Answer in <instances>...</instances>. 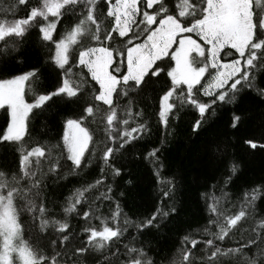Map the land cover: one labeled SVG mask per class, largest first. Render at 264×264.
I'll return each instance as SVG.
<instances>
[{
  "label": "snow or ice",
  "instance_id": "6c2138e0",
  "mask_svg": "<svg viewBox=\"0 0 264 264\" xmlns=\"http://www.w3.org/2000/svg\"><path fill=\"white\" fill-rule=\"evenodd\" d=\"M3 3L0 110L5 122L0 125V150L11 152L13 160L0 162V264H162L168 257L159 255L145 230L179 215L177 177L167 181L168 190L162 193L173 203L162 200L139 222L125 218L123 225L101 231L87 223L91 209L126 196L117 192L122 171L113 162L126 145L152 135L154 115L167 136L172 118L181 112L197 114L191 130L198 134L206 116L219 106L250 97L264 108V0ZM33 30L38 47L54 61L57 81L51 91L39 87L44 65H26L28 70L18 69V74L9 68L12 61L25 63L13 53H20L19 45ZM63 31L67 40L59 38ZM57 101L66 109L56 113L62 135L58 131L33 146V122L41 121L47 135L44 114ZM241 122V115H233L232 127ZM245 143L258 147L251 140ZM159 151L148 153L157 176ZM202 159L198 186L207 188L215 181L223 203L214 198L206 205L209 215L200 238L185 235L174 264H264V209L257 204L264 201V175L252 185H241L242 195L232 200L225 188L242 174L237 158L210 141ZM93 162L101 178L76 188L74 198L60 202L48 190L50 180L55 185L79 175ZM85 205L89 211H81ZM73 215L86 226L74 227Z\"/></svg>",
  "mask_w": 264,
  "mask_h": 264
},
{
  "label": "trees",
  "instance_id": "16d2710c",
  "mask_svg": "<svg viewBox=\"0 0 264 264\" xmlns=\"http://www.w3.org/2000/svg\"><path fill=\"white\" fill-rule=\"evenodd\" d=\"M4 7L3 0H0V11ZM23 16L24 12L21 10L19 17ZM67 36L68 32L63 31L59 38L65 39ZM78 39L79 37H77ZM0 46H2V42H0ZM19 47L20 53H13V55L17 56V60H24L25 63L12 61L9 68L13 73L18 74V69L28 70L26 65H44V75L41 77L39 87L41 90L45 88L48 91L53 90L57 81L56 71L53 70L54 61L49 60V57L38 47L35 30ZM72 47L73 45L69 51L72 50ZM54 54L53 46L51 55L54 56ZM49 64L52 67H49ZM26 100L31 102L30 95L26 96ZM147 102L151 104V101ZM50 103L51 107L44 114L49 124V131L47 135H44L40 127L41 121L33 122V140L29 141L33 146H35V140L46 143L49 137L57 136L58 131L62 135L61 121L57 118L56 113L66 111V109L58 101ZM148 111L154 113L156 109L149 108ZM233 115L242 117V122L235 128L232 127ZM196 116L197 114L191 111L179 113L178 119L172 118L169 126L171 134L167 136L162 134L164 125H158L155 115L153 116L152 135L144 140L126 145V151L118 154L113 162L122 171V178L116 180V183L121 185L117 192L124 191L126 196L119 200L114 199L111 205L108 201L98 202V207L93 206L91 209L88 225L102 231L104 227L123 225L125 218L133 222L145 219L154 211V206L162 200L165 204L171 205L173 201L163 198L162 193L168 190L167 181L175 176L180 180L175 202L177 207H181L182 210L179 215L165 220L158 229L145 230L150 232L152 244L159 248V255L168 257L167 260L162 261V264H174L178 258L179 242L183 237L191 233L194 238H200L197 234L206 226V218L209 215L206 205L212 204L214 198L223 203L219 187L213 188L215 181H209L207 188L198 186L203 182L202 158L204 157V146L208 142H218V147L221 150H227L233 154L240 163L242 174L238 173V178H234V185L229 184L225 188L230 199L235 200L242 195L241 185H252L258 177L264 175V149L259 147L260 144H264V108L261 105L250 97H246L236 105L219 106L214 115L211 114V111L209 112L206 116L207 123L203 129L198 131V134H194L191 130ZM4 122L5 113L0 110V125H3ZM247 140L255 142L258 147L251 148L245 143ZM153 149H160L158 156L162 166L159 176L155 173L152 158L148 156V153ZM12 160L11 152L0 150V162ZM98 178H101L99 168L93 162L79 175H68L66 179L59 180L55 185L50 180L48 190H54L58 201L64 202L65 198L75 197L76 188L89 183L94 184ZM126 181H131V183L126 184ZM205 197H207L206 200ZM117 203L119 211L116 210ZM257 204L260 209H264V201H258ZM81 211H89L87 205ZM113 216L116 218L114 219ZM70 222L77 229L86 226L83 218L75 215L71 217ZM25 238H28L27 232Z\"/></svg>",
  "mask_w": 264,
  "mask_h": 264
},
{
  "label": "rangeland",
  "instance_id": "374dc122",
  "mask_svg": "<svg viewBox=\"0 0 264 264\" xmlns=\"http://www.w3.org/2000/svg\"><path fill=\"white\" fill-rule=\"evenodd\" d=\"M68 37V36H67ZM67 37L65 38V40H67ZM72 46V44L71 43H69V48Z\"/></svg>",
  "mask_w": 264,
  "mask_h": 264
}]
</instances>
